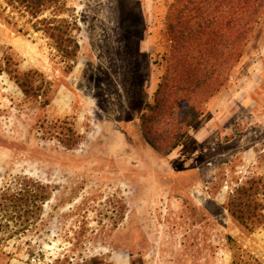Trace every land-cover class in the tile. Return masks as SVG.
<instances>
[{
  "label": "rangeland",
  "instance_id": "374dc122",
  "mask_svg": "<svg viewBox=\"0 0 264 264\" xmlns=\"http://www.w3.org/2000/svg\"><path fill=\"white\" fill-rule=\"evenodd\" d=\"M169 2L0 0V264H264V60L170 153L140 135Z\"/></svg>",
  "mask_w": 264,
  "mask_h": 264
},
{
  "label": "trees",
  "instance_id": "16d2710c",
  "mask_svg": "<svg viewBox=\"0 0 264 264\" xmlns=\"http://www.w3.org/2000/svg\"><path fill=\"white\" fill-rule=\"evenodd\" d=\"M9 1H18L32 16L44 8V0ZM263 16L264 0H170L163 71L138 118L140 135L151 148L166 155L179 146L208 100L227 84ZM254 193V182L238 188L230 209L239 222L250 215Z\"/></svg>",
  "mask_w": 264,
  "mask_h": 264
},
{
  "label": "crops",
  "instance_id": "0c3cea01",
  "mask_svg": "<svg viewBox=\"0 0 264 264\" xmlns=\"http://www.w3.org/2000/svg\"><path fill=\"white\" fill-rule=\"evenodd\" d=\"M262 60H264V16L260 19L243 57L232 70L230 76L232 84L241 83L245 71L251 67V64H259Z\"/></svg>",
  "mask_w": 264,
  "mask_h": 264
}]
</instances>
